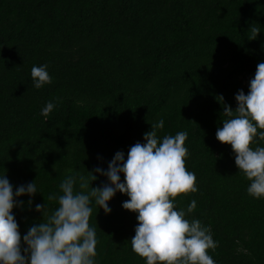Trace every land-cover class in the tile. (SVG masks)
Wrapping results in <instances>:
<instances>
[{
    "label": "trees",
    "instance_id": "16d2710c",
    "mask_svg": "<svg viewBox=\"0 0 264 264\" xmlns=\"http://www.w3.org/2000/svg\"><path fill=\"white\" fill-rule=\"evenodd\" d=\"M262 61L264 0H0V174L14 191L35 180L41 192L15 198L22 247L43 220L35 205L54 211L49 196L62 195L63 179L91 171L98 178L75 191L103 186L95 167L106 171L117 151L126 159L163 119L159 137L188 133L185 167L198 190L175 205L187 211L196 200L186 219L211 229L209 255L216 264H264V198L247 193L231 145L216 139L224 105L236 109L235 94H247ZM42 64L52 82L36 89L31 68ZM48 101L56 106L45 118ZM128 199L117 192L108 214L91 205L97 264H146L132 250L138 221L122 207Z\"/></svg>",
    "mask_w": 264,
    "mask_h": 264
},
{
    "label": "clouds",
    "instance_id": "9594fccd",
    "mask_svg": "<svg viewBox=\"0 0 264 264\" xmlns=\"http://www.w3.org/2000/svg\"><path fill=\"white\" fill-rule=\"evenodd\" d=\"M47 67L42 64L31 68L36 89L51 84ZM248 89L247 94L243 89L235 94V110L224 105L227 119L218 127L216 139L231 145L235 165L250 181L247 193L259 199L264 198V147L258 145V141H264V61L258 63ZM55 106L52 101L46 102L40 115L47 118ZM163 127V119L152 123V130L144 133L145 143L130 146L126 159L123 151H117L106 171L95 167V173L107 177L108 183L103 186H91L87 193L75 191L77 183L87 189L98 178L91 171L90 176L75 172L63 179L59 185L62 195L49 196L58 202L54 211L49 214L45 203L35 205L43 220L23 235L26 247H22L12 210L23 203L16 197H32L40 191L35 180L14 191L6 175L0 174V264H97L96 230L89 225L91 205L94 201L108 214L112 211L108 202L117 192L130 198L122 207L137 213L138 224L130 241L132 250L145 258L146 264H216L208 253L217 246L211 229L198 219H186L196 208V200L190 202L187 211L175 205L177 195L198 190L195 173L185 167L188 133L179 131L161 138L157 130ZM253 143L258 146L251 147Z\"/></svg>",
    "mask_w": 264,
    "mask_h": 264
}]
</instances>
